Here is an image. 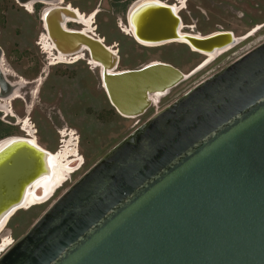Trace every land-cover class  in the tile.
Returning <instances> with one entry per match:
<instances>
[{
    "label": "water",
    "instance_id": "95a60500",
    "mask_svg": "<svg viewBox=\"0 0 264 264\" xmlns=\"http://www.w3.org/2000/svg\"><path fill=\"white\" fill-rule=\"evenodd\" d=\"M71 16L64 6L41 12L53 53L82 54L100 65L102 88L121 117L144 115L152 98L187 80L163 62L116 71L119 55L66 29ZM130 22L140 45L181 38L208 55L242 42L231 31L181 35L180 15L155 1L138 5ZM3 55L0 47V100H9L24 85L7 79ZM50 155L28 139L0 145V223L22 210L33 182L47 176ZM0 264H264V42L108 151L0 255Z\"/></svg>",
    "mask_w": 264,
    "mask_h": 264
},
{
    "label": "rangeland",
    "instance_id": "374dc122",
    "mask_svg": "<svg viewBox=\"0 0 264 264\" xmlns=\"http://www.w3.org/2000/svg\"><path fill=\"white\" fill-rule=\"evenodd\" d=\"M133 1L64 0V3L86 16L98 11L93 20L92 33L118 52L120 59L117 70L138 69L158 61L168 63L186 74L202 64L204 57L190 51L185 45L171 43L148 48L127 35L124 31L126 11ZM164 1L169 4L184 2L185 8L179 15L185 32L207 35L216 31H231L235 36H243L259 30L170 90L144 115L127 119L112 108L101 86L99 69L88 65L85 56L77 63L50 65L53 61L44 53L41 44L42 37L46 35L41 21L43 5L24 8L15 0H0V47L4 53L2 66L10 82L27 83L20 89L19 98L11 103V114L0 112V138L25 137L29 133H26L22 121L28 119L27 127L35 131L40 146L50 152H58L63 142L67 141V135L72 133L74 140L71 142H76L77 155L84 160L81 168L70 175L50 201L20 210L11 217L0 234V246L4 241L8 243L3 250L25 234L42 213L91 166L152 115L264 42V0ZM79 25L69 24L68 28L79 29Z\"/></svg>",
    "mask_w": 264,
    "mask_h": 264
},
{
    "label": "bare ground",
    "instance_id": "6f19581e",
    "mask_svg": "<svg viewBox=\"0 0 264 264\" xmlns=\"http://www.w3.org/2000/svg\"><path fill=\"white\" fill-rule=\"evenodd\" d=\"M150 1H155V2H158V3L163 4V5H170V6H172L175 9V11L178 14H180V12L184 8L183 4H181V5L167 4V3L162 2L161 0H135L133 3H131V5L127 9L126 26L124 27L125 33H127V35H129L131 38H133L132 33H131L133 31V29L131 27V22H130V14H131V12L138 5H140L141 3L150 2ZM58 2H59V0H58ZM57 4L58 3L49 4L51 6L49 8H47L46 10H48V9H50L52 7H60ZM19 5L23 6V7L31 8L34 4L28 2V3H25V4H19ZM67 8L69 10L75 12L77 17H75V16L68 17L66 19V24L68 22H76L78 24H81V25H83L82 30H74V31H82L84 33H87V34L92 35L93 37L97 38L92 32L94 30L93 29V20H94L95 16L97 15L98 11L96 10V11L92 12L91 14H89L88 16H86L85 14L79 13V11L76 8L73 9L70 6H68ZM128 22L130 23V25H128ZM66 24H65V28L68 29L66 27ZM184 28H185V26L183 25V22H181V27H180V34L181 35L190 34V35H195V36H198V37L205 36V35H201V34H197V33L185 32ZM69 30H71V29H69ZM258 30L259 29H255L254 31H252V32H250V33H248L246 35H243V36H235V35L234 36L235 37H240L239 39H242V42H243V41L247 40L253 33H255ZM212 33H214V32H212ZM97 39H99L100 41L103 42L102 39H100V38H97ZM174 43L185 45V46H187L190 49V51L197 53V51H195L194 49L189 47L186 39H181L180 38V39H177V41H175ZM41 44L43 46L44 53L48 54L50 56L51 61H53V63L50 64V65L64 64V63H66V64L77 63L79 60L83 59V55L82 54L75 55V56H72V57L54 54L53 53V49H54L53 45L49 42V38H48L47 34L42 37ZM141 46L148 47V48L161 47V46H149V45H141ZM232 48H234V47L230 46L229 48H227V49H225L223 51H220L218 53H211V54H208V55L200 54V55H202L204 57V61L202 62V64L199 65V67H197L196 69H194L190 73H186L185 75H187V77L190 78L193 74L198 72L201 68L205 67L207 64H209L210 62L214 61L220 55L224 54L225 52L229 51ZM108 49L112 53L118 55L117 51L111 49L110 47H108ZM154 62H158V61H154ZM154 62H150V63H154ZM88 65L96 67L100 71V65L93 64L91 61H88ZM4 71H5V69H4ZM116 71H120V70L116 69ZM5 73H6V75H8L7 71H5ZM20 82L23 83V85H26L25 82H23V81H20ZM19 93H20V91H16L14 93V96L11 99H9V100L8 99L7 100H0V110H2L3 113H6L8 115L11 114V111L9 109L10 102L13 99L19 97ZM166 95H163V96H159L158 95L157 97L152 98V101H153L152 106L156 105L160 101V99L165 97ZM22 122H24V129H26L27 133H29V135H32V137H30V138L19 137V136L6 137V138H3V139L0 140V145L4 141L8 140L9 138H23V139H28L32 144H34V145H36V146L48 151L47 149L43 148L42 146H40L37 143V141H36V139H35V137L33 135L34 132L31 131V129H30L31 127H27L28 126V119H24ZM67 138H68L67 141L66 140L64 142L62 141L63 145L61 146V149L58 152H54L53 153V152L48 151L51 154L50 155V158H51L50 160L51 161H50V165H49L50 166L49 167V172H48L47 176L42 177V178L36 180L35 182H33L31 187L28 189V191H27V193L25 194V197H24L25 198L24 202L20 206V208L22 210L29 209L30 207H33V206L42 205V204H45L48 201H50L54 197V194L57 192V190L60 189L63 186V184H65L69 180L70 175L72 173H74L76 168L79 165H81L82 162L84 163L83 157L77 155V147L75 145L76 142L75 141L71 142V141L74 140L73 134L69 133L67 135ZM40 191H41V195L38 196ZM16 212H18V211H16ZM16 212H14L13 216L16 214ZM10 219L11 218H9V220ZM9 220L3 221L2 223H0V234L5 230ZM6 245H8V243L6 241H4L3 246H0V251L2 250L4 252L7 249V247H6V249L3 250L4 246H6Z\"/></svg>",
    "mask_w": 264,
    "mask_h": 264
},
{
    "label": "flooded vegetation",
    "instance_id": "af4514ba",
    "mask_svg": "<svg viewBox=\"0 0 264 264\" xmlns=\"http://www.w3.org/2000/svg\"><path fill=\"white\" fill-rule=\"evenodd\" d=\"M62 1V2H61ZM59 0V2H58V6H60V7H62V6H64V7H68V6H71V5H69V4H65L64 3V0ZM135 1V0H134ZM133 1V2H134ZM162 2H164V3H167V4H169L167 1H164V0H161ZM132 2V3H133ZM173 4V3H172ZM175 5H181V4H183L184 5V2H178V3H174ZM35 5V4H34ZM33 5V6H34ZM42 5V4H41ZM33 6L31 7V8H33ZM43 6H44V8H43V10L42 11H44V10H46L47 8H49L51 5H49V4H43ZM23 7V6H22ZM24 8H27V7H24ZM184 8H185V5H184ZM183 8V9H184ZM69 24H75V25H78V23H76V22H68L67 24H66V27L68 28V25ZM79 26H81V28H79V29H71V28H68V29H71V30H82V28H83V25H79ZM262 27V26H261ZM260 27V28H261ZM44 32H45V30H44ZM46 33V32H45ZM54 54H56V53H54ZM57 55V54H56ZM98 72H100V71H98ZM99 77H100V74H99ZM70 78L68 77L67 78V80H69ZM80 84H79V86L81 87L82 85H81V82H79ZM27 84V83H26ZM102 86V85H101ZM19 97H17V98H15V99H13L11 102H10V106H9V109L11 110L12 109V106H11V103L14 101V100H16V99H18ZM0 112H3L2 110H0ZM12 117V116H11ZM31 129V128H30ZM31 131H32V129H31ZM27 133V132H26ZM34 137H35V131H34ZM25 137H27V138H30V137H32V135H29V134H27ZM36 139V138H35ZM37 141V140H36ZM38 143V142H37ZM84 164V163H83Z\"/></svg>",
    "mask_w": 264,
    "mask_h": 264
},
{
    "label": "trees",
    "instance_id": "16d2710c",
    "mask_svg": "<svg viewBox=\"0 0 264 264\" xmlns=\"http://www.w3.org/2000/svg\"><path fill=\"white\" fill-rule=\"evenodd\" d=\"M6 137H8V136H6ZM2 138H0V140H1Z\"/></svg>",
    "mask_w": 264,
    "mask_h": 264
},
{
    "label": "snow or ice",
    "instance_id": "6c2138e0",
    "mask_svg": "<svg viewBox=\"0 0 264 264\" xmlns=\"http://www.w3.org/2000/svg\"><path fill=\"white\" fill-rule=\"evenodd\" d=\"M9 243H10V241H9Z\"/></svg>",
    "mask_w": 264,
    "mask_h": 264
}]
</instances>
